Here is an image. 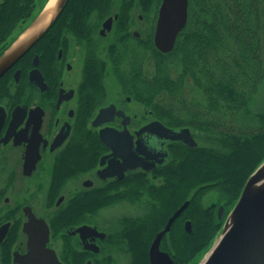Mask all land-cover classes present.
<instances>
[{
	"label": "flooded vegetation",
	"instance_id": "af4514ba",
	"mask_svg": "<svg viewBox=\"0 0 264 264\" xmlns=\"http://www.w3.org/2000/svg\"><path fill=\"white\" fill-rule=\"evenodd\" d=\"M37 1L38 11L45 0ZM162 3L98 0L81 26L65 14L57 32H51L53 24L5 74L11 99H0V264H19L16 257L29 253L31 234L45 229L47 248L59 264H136L130 228L158 212L163 225L151 239L144 233L142 241L151 264L156 237L189 201L159 245L171 258L161 264L180 263L175 225L187 212L182 228L192 234L194 208L190 199L167 207L158 197L172 172L163 171L174 161L171 149L189 145L165 140L156 131L160 124L189 128L200 143L190 127H173L163 119L162 104L136 99L132 88L133 78L152 73L154 60L146 47L157 49ZM47 37L55 41L52 57L50 46L41 44ZM36 69L45 88L31 77ZM151 125L156 131L139 135ZM83 151L89 153L86 159ZM132 152L149 168H132L138 162ZM213 190L202 197L201 207L224 222L231 211L224 194L217 190L219 198L205 203ZM194 249L186 264H197L206 253L194 257Z\"/></svg>",
	"mask_w": 264,
	"mask_h": 264
},
{
	"label": "trees",
	"instance_id": "16d2710c",
	"mask_svg": "<svg viewBox=\"0 0 264 264\" xmlns=\"http://www.w3.org/2000/svg\"><path fill=\"white\" fill-rule=\"evenodd\" d=\"M47 1L37 11V0H0V56ZM96 1L70 0L51 32L64 24L65 14L81 26L85 12ZM48 38L41 44L50 46L52 57L55 41ZM146 50L154 60L153 71L132 79L134 97L147 104H162L163 119L171 126L190 127L206 140L197 147L171 149L174 161L163 171L172 172L165 176L167 184L158 197L167 207L191 200L193 233L182 228L187 212L175 225L179 264H186L192 247L194 257L211 248L224 223L201 207L202 197L213 189L221 191L229 212L249 177L264 162V110L254 113L251 109L264 81V0H189L188 24L175 49L164 54L148 45ZM5 78L0 80V99L10 101ZM88 154L83 151L82 159ZM161 217L155 212L145 223L130 228L136 264H146L143 234L151 239L163 225Z\"/></svg>",
	"mask_w": 264,
	"mask_h": 264
},
{
	"label": "water",
	"instance_id": "95a60500",
	"mask_svg": "<svg viewBox=\"0 0 264 264\" xmlns=\"http://www.w3.org/2000/svg\"><path fill=\"white\" fill-rule=\"evenodd\" d=\"M67 2L68 0H55L51 3L49 0L34 21L0 56V79L49 30ZM188 18L189 0H163L155 34V44L159 51L167 54L174 50L179 34L187 26ZM31 77L39 87L45 88L44 77L38 69L32 72ZM3 110L0 107V111ZM153 130L156 131L154 125L148 126L140 131L139 135L146 131L154 132ZM156 133L168 141H183L191 147H196L198 144L189 128L174 130L160 124ZM132 158L138 161L132 165V168L138 166L149 168L143 160L137 158L134 152H132ZM188 204L189 201L185 202L174 213L166 228L156 237L151 249V264H161L163 260L171 259L160 251L159 245L164 233L170 230L172 223L183 213ZM190 226L191 223L188 222L189 231H191ZM48 240L47 229L43 234H31L29 253L17 256L16 262L19 264H59L55 252L47 248ZM199 264H264V162L247 180L220 236L207 253L206 258Z\"/></svg>",
	"mask_w": 264,
	"mask_h": 264
},
{
	"label": "rangeland",
	"instance_id": "374dc122",
	"mask_svg": "<svg viewBox=\"0 0 264 264\" xmlns=\"http://www.w3.org/2000/svg\"><path fill=\"white\" fill-rule=\"evenodd\" d=\"M148 71H153V64L152 62L149 63ZM251 109L254 113H259L264 110V81L260 84L258 93L255 96V100L251 105ZM196 135V138L200 144H204L206 142L205 139L201 138L202 133H199L198 131H193ZM219 191L213 190L209 194H207L204 198L205 203H207V200H216L219 198L218 196ZM206 258V256L203 258V260ZM202 260V261H203Z\"/></svg>",
	"mask_w": 264,
	"mask_h": 264
},
{
	"label": "bare ground",
	"instance_id": "6f19581e",
	"mask_svg": "<svg viewBox=\"0 0 264 264\" xmlns=\"http://www.w3.org/2000/svg\"><path fill=\"white\" fill-rule=\"evenodd\" d=\"M55 0H51V3H53Z\"/></svg>",
	"mask_w": 264,
	"mask_h": 264
}]
</instances>
